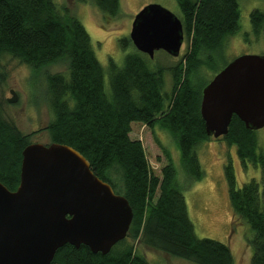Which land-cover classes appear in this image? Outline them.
<instances>
[{
  "label": "trees",
  "instance_id": "obj_1",
  "mask_svg": "<svg viewBox=\"0 0 264 264\" xmlns=\"http://www.w3.org/2000/svg\"><path fill=\"white\" fill-rule=\"evenodd\" d=\"M92 1L108 16L119 11V0ZM176 2L187 48L170 67L172 85L167 94L164 68L151 69L147 55L135 47L121 65L108 58L110 92L106 93L104 69L90 36L66 6L53 0H0V57L10 55L28 64L32 72L57 60L67 62V75L46 74V102L52 118L40 129L47 131L50 142L78 150L93 173L128 200L133 213L126 236L105 254L93 253L84 244L65 243L50 264H149L127 237L196 264H234L227 244L195 235L169 151L162 147L166 162L156 174L141 141L129 136L132 122L151 129L157 125L174 139L187 182L202 177L195 146L211 136L205 133L199 112L207 81L197 85L196 77L200 66H210L223 41L237 31L239 5L237 0ZM249 17L252 32L264 36V10L253 8ZM119 44L133 45L128 37H121ZM29 136L4 116L0 102V182L10 190L18 185L21 150L31 142ZM217 139L235 146L243 165L249 161L260 170L259 180L251 178L237 186L231 161L223 166L232 217L243 220L252 232L247 239L252 249L250 264H264V153H256L255 130L245 128L235 114L227 133Z\"/></svg>",
  "mask_w": 264,
  "mask_h": 264
},
{
  "label": "water",
  "instance_id": "obj_2",
  "mask_svg": "<svg viewBox=\"0 0 264 264\" xmlns=\"http://www.w3.org/2000/svg\"><path fill=\"white\" fill-rule=\"evenodd\" d=\"M128 37L149 58L159 49L177 56L183 26L169 9L147 3L135 13ZM9 92L6 100L15 102ZM199 112L214 138L227 133L233 114L247 129L264 126V54L226 62L202 87ZM21 156L17 187L0 182V264H50L65 243L105 254L126 236L133 215L128 200L94 174L78 150L29 142Z\"/></svg>",
  "mask_w": 264,
  "mask_h": 264
},
{
  "label": "rangeland",
  "instance_id": "obj_3",
  "mask_svg": "<svg viewBox=\"0 0 264 264\" xmlns=\"http://www.w3.org/2000/svg\"><path fill=\"white\" fill-rule=\"evenodd\" d=\"M57 5L66 6L83 24L90 36L92 49L104 69V90L110 92L108 82V58L121 65L125 54L134 50L129 44L121 47L119 39L128 37L135 13L147 3H158L180 17L176 0H119L116 16L101 12L92 0H53ZM239 5V27L237 31L223 41L220 52L214 55L210 66L201 65L196 77V84L202 85L233 57L245 54H264L263 33L254 34L251 29L249 13L253 8L264 10V0H237ZM247 35L248 39H245ZM129 38V37H128ZM187 42L183 41L177 56H172L159 49L152 58L147 57V65L154 69L157 65L164 68V91H171L172 77L170 67L185 55ZM26 63H21L10 55L0 57V102L3 114L11 119L22 133H30L29 141L49 143L50 138L44 127L52 118L46 102V74L63 72L67 75L66 60H57L41 67L36 72ZM10 89L17 100L8 102ZM131 138H138L143 146L145 157L152 171L160 174L166 162L162 147L172 156L184 196L187 213L197 237L213 238L227 244L231 250L234 264H250L252 249L247 242L252 232L249 226L239 219H233L228 197L227 183L223 166L230 160L234 168L237 186L251 178L259 180L260 170L249 161L243 165L237 156L235 146L228 145L222 139L210 137L195 146V153L203 175L200 179L187 182L181 168L179 153L172 136L157 125L151 129L140 122L131 123ZM257 139L256 153H264V126L255 130ZM118 187L117 174L112 173ZM119 189V188H118ZM127 242L142 253L149 264H196L193 261L167 255L157 249L144 245L137 239L127 237Z\"/></svg>",
  "mask_w": 264,
  "mask_h": 264
},
{
  "label": "built area",
  "instance_id": "obj_4",
  "mask_svg": "<svg viewBox=\"0 0 264 264\" xmlns=\"http://www.w3.org/2000/svg\"><path fill=\"white\" fill-rule=\"evenodd\" d=\"M147 159V158H146Z\"/></svg>",
  "mask_w": 264,
  "mask_h": 264
}]
</instances>
